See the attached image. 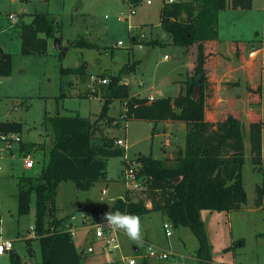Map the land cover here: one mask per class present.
<instances>
[{
  "label": "rangeland",
  "instance_id": "obj_1",
  "mask_svg": "<svg viewBox=\"0 0 264 264\" xmlns=\"http://www.w3.org/2000/svg\"><path fill=\"white\" fill-rule=\"evenodd\" d=\"M162 5L163 0H152L151 5L145 0L136 5L130 4L128 0H0V49L10 53L13 62L11 76L1 77L0 121L22 122L23 142L43 141L46 147L47 144L51 146L54 139L52 134H47L42 128L46 112L51 116L80 115L95 121L102 111L103 101L99 96L90 95L94 90L103 92V86L95 83L92 76L82 78L75 75L71 85L76 88L71 89L68 85L71 77L62 74V70L77 69L84 62L87 63L88 73L98 78L102 74L109 77L126 76L125 68L132 61L128 69L135 66V70H130L129 76H124L132 96H178L189 73L186 72L189 67L187 49L173 45L160 26ZM134 7L136 14L126 17ZM36 13L50 15L60 30L56 38L50 39L47 55H23L21 20L24 18L28 21ZM9 14H15L17 21L9 20ZM140 24L147 27L146 33L151 37H141L140 30L135 29ZM218 35L221 43L212 47L215 54L208 66L209 72L217 74L218 80L210 75L212 82L205 89L207 108L211 114L207 119L216 122L229 113L234 114L240 117L245 133L249 134L251 121L261 119L264 123V91L262 111L259 109L260 96L256 92L264 83V0H254L253 8L248 11L230 7L222 11L219 14ZM131 36L151 45L133 44ZM79 38H85L96 46L71 47L67 55L61 57L63 52L56 48V40H60L65 49ZM154 41L160 44L154 45ZM238 41H242V44L239 43L240 52L236 49ZM253 50L258 54L252 56L250 53ZM218 83L220 87L223 86L221 92ZM219 98L223 99L221 108L217 103ZM122 112V103L114 100L108 111L109 116L120 118ZM122 124V127L108 129V133L112 137L127 140L128 160H136L140 154L149 156L154 152L155 157L166 154L165 159L173 164L178 152L186 148L177 132L184 123L173 124L168 137L164 136L167 125L162 123L155 132V124L148 121H125ZM166 138L171 140L170 143ZM36 149L21 154L20 142H14L9 147L0 141V216L4 235L15 242V251L22 264L41 262L39 242H32L34 256L29 253L27 242L35 237L32 230L35 225V205L33 203L29 215L20 216L17 197L21 177L38 178L42 173L44 155L42 152L36 153ZM245 156L243 183L248 203L244 209L232 212L204 210L201 213L212 246V262L205 264H264V205L260 209L256 203L257 188L264 186V163L261 168L252 163L248 140ZM27 157L35 163L32 169L25 168ZM124 169V157L112 158L108 163L107 180L97 182L91 190H78L72 181H63L58 187V217L65 218L67 225L69 217L77 215L75 225L81 228L76 233L79 248L82 251L85 247L87 250L89 246H95L94 254H83L82 264H129L132 257L136 264H144V260H148L143 258L149 243L146 240L153 241L157 248L176 254L164 264H200L196 255L198 239L189 228H175L161 212L140 217L142 243L131 240L121 231V249L111 253V262L108 263L102 254V242H95L93 233H88L87 228L82 227L77 209L83 205L110 212L115 201L125 196ZM104 189H107V194L102 193ZM165 223L172 224L173 235L170 238L165 234ZM135 249L139 250L136 252ZM158 261L151 257L149 263L158 264ZM2 264H11L10 258L4 257Z\"/></svg>",
  "mask_w": 264,
  "mask_h": 264
},
{
  "label": "trees",
  "instance_id": "obj_2",
  "mask_svg": "<svg viewBox=\"0 0 264 264\" xmlns=\"http://www.w3.org/2000/svg\"><path fill=\"white\" fill-rule=\"evenodd\" d=\"M136 5L143 0H128ZM254 0H178L163 1L160 24L170 36L173 45L187 49L189 69L181 92L176 97H163L149 102L148 98L132 96L130 87L123 82L124 75L102 74L109 78L102 85L103 107L95 121L88 117L54 116L46 113L42 128L52 134L53 142H20V153L42 152L43 169L38 178L23 176L19 179L17 194L19 215L26 216L35 205V237L28 240L29 253L34 256L32 242L40 245V264H82L83 250L79 251L68 230L65 218L58 217L57 190L61 182L72 181L81 191L91 190L99 181H106L108 163L112 158H123L126 164V150L117 145V137L109 136L107 130L122 127L127 121H148L156 126L163 122L184 123L187 125L186 148L178 152L176 161L156 159L152 155L137 158L142 163V175L150 178L149 188L141 194L126 190L124 198L115 201L110 212L119 211L143 217L153 212H161L175 228H189L198 239L197 258L200 264L212 262V246L201 218L204 210L240 211L248 203L243 183L245 165V130L242 120L234 114H227L218 121L207 119L205 89L212 82L209 63L215 52L212 42L219 40V14L228 7L233 10L248 11ZM31 23L20 26L23 55H47L49 40L56 38L60 30L56 20L48 14L32 15ZM133 44L146 45L136 36ZM155 43V42H154ZM239 43L236 49L240 52ZM217 45V44H216ZM95 43L79 38L72 47H95ZM63 57V54H60ZM13 71L12 56L0 50V77H10ZM87 63L77 69L62 70V74L87 76ZM130 70L125 68V73ZM201 83V100L194 99L195 88ZM262 86L256 90L262 104ZM114 100L124 104L120 118L110 117V105ZM263 129L261 119L251 121L249 140L252 163L261 168L263 156ZM21 122H0V135H22ZM27 156V154H24ZM179 178V181H175ZM257 206L264 205V186L257 188ZM148 203L151 205L149 206ZM93 220H100L104 213L100 209L85 208ZM70 218V217H69ZM68 218V219H69ZM11 264H22L14 251Z\"/></svg>",
  "mask_w": 264,
  "mask_h": 264
},
{
  "label": "built area",
  "instance_id": "obj_3",
  "mask_svg": "<svg viewBox=\"0 0 264 264\" xmlns=\"http://www.w3.org/2000/svg\"><path fill=\"white\" fill-rule=\"evenodd\" d=\"M148 5L152 4V0H145ZM170 3L175 2V0H169ZM136 14L135 7L132 9L131 14L127 15L126 17H131L132 15ZM9 19L12 21H17V17L14 14L9 15ZM142 38L145 37V35H141ZM119 45H122V43H119ZM258 52L254 51L250 54L252 56L257 55ZM93 81L95 83H98L100 85H107L110 82L109 78H96L93 77ZM1 82V77H0ZM95 92V90L93 91ZM149 102H152L154 100L153 97H150ZM0 141L5 142L9 145V147L14 142H21V136L19 134H9V135H0ZM117 145L123 147L126 151L128 149V144L126 139H118ZM126 164L125 169L123 172V180L126 185V190H128L129 193L132 194H141L148 190L149 188V180L150 178L146 175H142V168L143 165L141 162L136 160H128L126 157ZM35 166V163L30 157H27L25 159V168L26 169H32ZM1 170V167H0ZM107 190H103V194H106ZM149 206H151L148 203ZM76 215H72L69 219V222L67 224L68 230L72 233L73 239H76V233L81 230V228H78L75 225V222L77 220ZM80 221L82 223L83 228H87L88 233L92 232L94 235L95 242H102V253L107 256L108 258H111V253L114 250H120L121 244L119 239V234L121 230H115L113 231L108 225L107 222L103 219L100 220H93L92 217L85 213L81 216ZM101 225H103L101 227ZM165 230V234L168 238H170L173 235L172 231V224L165 223L163 226ZM34 231V227L32 228ZM0 264H2V259L4 257H9L10 261L12 259V255L15 251V242L9 238H6L3 231V223L0 216ZM95 246H89L87 250H83V253L85 254H94L95 253ZM176 257L175 253H171L166 251L162 248H157L153 244H147L146 250L144 251V257L146 259H150L151 257H155L158 260L162 262H167L173 257ZM136 260L132 258L129 259V264H136ZM173 264H178L177 262H174Z\"/></svg>",
  "mask_w": 264,
  "mask_h": 264
},
{
  "label": "crops",
  "instance_id": "obj_4",
  "mask_svg": "<svg viewBox=\"0 0 264 264\" xmlns=\"http://www.w3.org/2000/svg\"><path fill=\"white\" fill-rule=\"evenodd\" d=\"M164 1V0H163ZM178 0H175V2H177ZM162 7H163V5H162ZM161 10H162V8H161ZM160 13H161V11H160ZM10 15V14H9ZM15 15V14H14ZM125 17V16H124ZM9 18V17H8ZM1 20V19H0ZM10 20V19H9ZM32 20H33V17H31L28 21L26 20V19H24V18H22V20H21V22L23 23V22H25V23H31L32 22ZM12 21V20H11ZM21 23V24H22ZM21 24H20V26H21ZM160 26H161V24H160ZM136 28H138L139 30H140V32H141V34H143V35H145L146 37H151V36H148V34L146 33V26L145 25H136V27H135V29ZM164 31V30H163ZM166 34V33H165ZM133 35V34H132ZM138 35H140V34H138ZM168 37H169V39H170V36L168 35V34H166ZM140 39V38H139ZM237 41V40H236ZM74 42V41H73ZM73 42H71V47H72V43ZM146 42V41H145ZM155 43H154V45H159L160 44V42H158V41H154ZM170 42L172 43V40L170 39ZM220 42V38H219V40L218 41H216V42H212V43H216V44H220L219 43ZM239 42V41H238ZM242 42V41H241ZM49 43H50V40H49ZM173 44V43H172ZM216 44H213V45H216ZM144 45V44H143ZM50 46V45H49ZM140 46H142V45H140ZM70 47V48H71ZM130 49H132V46L130 47ZM253 49H254V46H253ZM2 50V49H1ZM3 51V50H2ZM5 52V51H4ZM63 52V51H62ZM186 54H187V52H186ZM258 54V53H257ZM67 55V54H66ZM65 55V56H66ZM187 57V61H188V55L186 56ZM166 59L168 58V56H166L165 57ZM138 62L139 61H137V65H136V67L138 66ZM133 62L132 61H130L129 62V65H127V67L126 68H128L131 64H132ZM191 67L192 66H189L188 67V69H187V71L186 72H188L189 71V69H191ZM131 71L133 70H135V66H134V68L132 67L131 69H130ZM87 72V76L86 77H88V76H92V78L94 77V75H90V73H88V71H86ZM210 74L212 75V77L213 78H216L217 79V77H216V75H215V73L214 72H210ZM77 76V75H76ZM125 76V75H124ZM126 76H129V74H126ZM125 76V77H126ZM219 76H221L220 74H219ZM69 77H71L70 78V81L68 82V85H69V87L71 88V89H75L76 88V86H72L71 85V81L75 78V75H69ZM78 77V76H77ZM80 77V76H79ZM100 78H101V75L99 76ZM83 78V77H82ZM218 80V79H217ZM185 81V80H184ZM123 82L124 83H126V84H128V82L125 80V78L123 77ZM183 84H184V82H183ZM129 85V84H128ZM184 85H182L181 87H180V92H181V89H182V87H183ZM218 86H219V91L221 92V89H223V86L222 87H220L221 86V84L220 83H218ZM263 87H264V83H263V85H262ZM78 87V86H77ZM130 87V86H129ZM78 89V88H77ZM95 91H98V90H95ZM263 91H264V88L262 89V94H263ZM75 92V91H74ZM218 95L220 96V93H218ZM90 97H94V95H93V93L91 92V95H90ZM99 97H101V94H99ZM150 97H153L154 99H157V97H155V95L154 94H151V95H149V97H147L148 99L150 98ZM222 100L223 99H221V98H219L218 99V101H217V103H218V107L219 108H221V104H222ZM121 102V101H120ZM122 103V107H123V112H124V104H123V102H121ZM261 107H262V104H261ZM261 107H259V109L261 110ZM262 111V110H261ZM122 112V113H123ZM47 113V112H46ZM46 113H45V116H46ZM206 115H207V117H208V115H211L210 114V112L208 111V109H207V112H206ZM45 116H44V118H45ZM212 119H210V121H211ZM8 121V120H7ZM93 121V120H92ZM214 122H215V120H213ZM0 122H2V121H0ZM15 122H17V121H15ZM22 123V122H21ZM159 124H161V123H159ZM158 124V125H159ZM163 125L165 124V125H167V131L164 133V136L165 137H168V135H169V131H170V128L171 129H173V124H180V123H172V122H163L162 123ZM161 124V125H162ZM24 125V124H23ZM157 125V126H158ZM181 125V124H180ZM156 126V127H157ZM165 129V128H164ZM187 125L185 124V125H181V126H179V128L177 129V132H178V134L181 136V138H180V141L181 142H185V138H186V135H187ZM109 132V130H107V133ZM109 134V133H108ZM110 135V134H109ZM21 136V140L23 141V137H22V135H20ZM111 136V135H110ZM245 150H246V142H247V140L248 141H250L249 140V134H247V133H245ZM118 139H121V138H118ZM167 139V138H166ZM167 141L170 143V141L171 140H169V139H167ZM167 142V143H168ZM36 143H43V141L42 142H36ZM186 144V143H185ZM166 151H168V149L166 148ZM127 152V151H126ZM36 153H38V151H36ZM167 153H169V152H167ZM139 156H142V154H140ZM152 156H154V158H156V159H165V156H166V154H164L163 153V157H155V155H154V152L152 153ZM171 156V155H170ZM126 158H128L127 157V153H126V156H125ZM169 157V156H168ZM246 157V156H245ZM167 158V157H166ZM2 171V170H1ZM104 190H107V189H104ZM102 193H103V191H102ZM107 194V193H106ZM125 194H126V192H125ZM85 208H87V206H83V205H80L79 207H78V209H77V211H79V213H80V215L82 216L83 214H85L86 212H85ZM112 208V207H111ZM96 209H100L101 210V208H99V207H96ZM260 209H263V207L262 208H260ZM102 211V210H101ZM102 213H104L105 214V212L104 211H102ZM77 216V215H76ZM74 241H75V244H76V246H77V249L79 250V251H81V249L79 248V246H78V243H77V241H76V239H74ZM147 242H149V243H147V244H153L154 245V242L153 241H150V240H146ZM86 248V247H85ZM83 249V250H86V249ZM136 250H139V249H135V251ZM198 250V249H197ZM137 252V251H136ZM197 252V251H196ZM86 254V253H85ZM103 254V253H102ZM106 258H107V261H108V263H110L111 262V258H108L107 256H106ZM199 260V259H198ZM145 262H144V264H150L149 262H150V259H148V260H144ZM41 263V262H40ZM158 264H164L162 261H158Z\"/></svg>",
  "mask_w": 264,
  "mask_h": 264
},
{
  "label": "clouds",
  "instance_id": "obj_5",
  "mask_svg": "<svg viewBox=\"0 0 264 264\" xmlns=\"http://www.w3.org/2000/svg\"><path fill=\"white\" fill-rule=\"evenodd\" d=\"M107 222V225L113 230L123 231L131 240L142 243V226L140 217L137 215H130L121 213L119 211L107 212L102 217ZM103 225H101L102 227ZM2 251V249H0Z\"/></svg>",
  "mask_w": 264,
  "mask_h": 264
},
{
  "label": "water",
  "instance_id": "obj_6",
  "mask_svg": "<svg viewBox=\"0 0 264 264\" xmlns=\"http://www.w3.org/2000/svg\"><path fill=\"white\" fill-rule=\"evenodd\" d=\"M55 46H56V48L58 50L63 51V56H65L67 54L68 50L70 49L71 44H68V47L63 49L61 41L60 40H56ZM201 83H202V80H200V84L195 88V91H194V99L196 101H200L201 100V89H202ZM175 181L176 182L179 181V178H177Z\"/></svg>",
  "mask_w": 264,
  "mask_h": 264
}]
</instances>
